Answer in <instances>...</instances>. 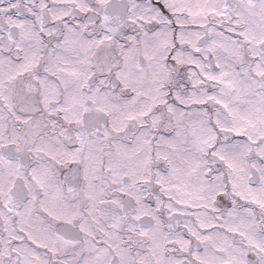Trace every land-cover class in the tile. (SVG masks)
<instances>
[{
  "label": "snow or ice",
  "instance_id": "6c2138e0",
  "mask_svg": "<svg viewBox=\"0 0 264 264\" xmlns=\"http://www.w3.org/2000/svg\"><path fill=\"white\" fill-rule=\"evenodd\" d=\"M0 264H264V0H0Z\"/></svg>",
  "mask_w": 264,
  "mask_h": 264
}]
</instances>
